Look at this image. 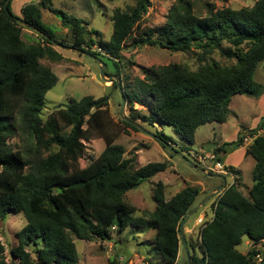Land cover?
<instances>
[{
	"label": "trees",
	"instance_id": "16d2710c",
	"mask_svg": "<svg viewBox=\"0 0 264 264\" xmlns=\"http://www.w3.org/2000/svg\"><path fill=\"white\" fill-rule=\"evenodd\" d=\"M5 1L0 0V220L12 212L22 214L25 225L15 234L16 245L9 251V260L0 243V264H78L73 238L110 241L114 232L144 228L148 223L155 231L156 251L166 264H175L181 241L179 226L196 206L199 188L185 186L166 201L163 186L158 183L153 191L154 210L134 217L136 209L125 202L126 193L166 171L169 163L135 168V157L126 158L124 148L114 144V137L105 132L106 97H83L43 120L44 97L57 78L39 61L62 59L52 45L56 41L96 58L106 57L118 77L126 46L158 47L172 53L199 50L198 61L202 65L195 71L181 64L152 67L144 70V79L137 80L135 90L129 85L121 86L131 108H143L132 110L130 121L138 119L152 128L171 127L180 140L194 145L198 128L226 122L233 96L260 95L261 86L254 81V72L264 60V0L238 10L211 9L205 17L194 14L191 2L177 0L169 8L165 25L154 32L158 35L154 39L150 31L133 36L151 7V0H135L127 11L113 12L110 39L104 43L88 38L87 24L82 19L53 8L51 0H40L20 10V19L36 29L32 32L40 39L37 44L21 39L23 27L14 20L13 0L4 8ZM42 9L57 17L69 31V44L58 40L53 29L43 23ZM93 34L100 36L96 31ZM95 44L100 54L89 51ZM214 50L233 63L221 65L212 60ZM121 123L139 132L124 121ZM263 124L264 117L256 129L246 134L239 132L234 141L213 148L214 165H222L227 155L243 146L246 137H252L245 147V156L254 160L252 185L244 197L239 191L238 171L227 168L232 170L234 182L210 199L211 214L205 216L206 225L197 226L196 238L202 253L199 257L191 247L190 264H262L263 257L256 261L260 253L255 247L264 239ZM18 130L28 136L27 153L12 150L7 143L17 136ZM92 133L100 134L105 148L87 167L79 168L84 143ZM153 138L165 149L173 145L161 131ZM243 239L252 244L245 254L236 249ZM107 264L120 263L115 259Z\"/></svg>",
	"mask_w": 264,
	"mask_h": 264
},
{
	"label": "rangeland",
	"instance_id": "374dc122",
	"mask_svg": "<svg viewBox=\"0 0 264 264\" xmlns=\"http://www.w3.org/2000/svg\"><path fill=\"white\" fill-rule=\"evenodd\" d=\"M33 1L39 2L40 0H13L11 2L12 14L21 18L19 10ZM176 1L151 0V7L133 31V36L139 37L150 31L152 38H156L158 35L154 32L165 25L169 8ZM186 1L191 2L196 16L205 17L211 9L238 10L244 7H252L256 0ZM134 3L135 0H51L53 8L82 19L87 24L85 28L89 34L88 38H92L95 43L98 41L104 43L110 39L112 32L110 18L113 12L115 10L127 11L134 6ZM41 19L44 24L53 29L58 40L66 43L65 45L69 44L70 33L61 26L57 17L47 9H42ZM93 31L99 32L100 36H95ZM21 39L27 44L40 42L36 34L26 28L21 31ZM126 45H129V42ZM222 47H227V44L224 43ZM54 50L62 57L60 61H50L46 58L39 61L41 66L50 69L57 78L55 86L44 97V107L41 112L43 120H46L58 108L78 102L83 97H106L108 100V121L105 132L114 137V144L124 148L126 158L135 157V168L148 163H169L166 171L144 181L138 188L126 193L125 202L136 209L134 217L143 216L145 213L154 210L156 203L153 199V191L158 183L163 186L166 201L185 186L199 188L200 194L196 197V205L203 201L208 194L214 192L213 190L221 185V182L216 178L204 175L196 168L203 169L208 175H222L206 169V166L214 165L213 148L222 145L224 142L234 141L239 132L246 134L248 131L256 129L260 119L264 117V60L257 65L254 72V81L261 86L260 95L233 96L226 122L201 126L196 130L194 145H189L180 140L171 127L165 125L152 128L147 124H142L137 119L133 121L140 125L145 132H135L125 127L121 123L123 120L120 117V111L123 117L130 120L132 110L143 108L139 105H134L131 108L125 98L123 105H121V98L116 85L100 78L101 66L95 59L72 50H64L58 47H54ZM89 51L100 54L97 44L93 45ZM199 53V50L196 49L185 53H172L158 47L132 48L126 46L121 53L119 69L117 70L119 82L121 86L129 85L131 90H135L137 80L144 79V70L169 64H181L189 70L195 71L202 65L198 61ZM210 58L221 65L233 63V61L222 57L217 50L213 51ZM97 59L106 65V78L111 75L117 76L115 66L111 61L101 55H98ZM68 131L69 128L64 130L66 133ZM159 131L172 140V147L169 146L165 149L153 138ZM7 143L12 150H20L23 153H27L30 148L28 136L22 130H18L17 136L9 139ZM84 144L85 153L78 161L79 168L87 167L105 148V141L98 133H92L91 139ZM249 144L250 139L248 138L242 147L245 148ZM53 150L55 149L53 148ZM223 164L221 165L223 171L228 173L223 177L227 186L231 185L235 179L232 170L227 168H233L239 173V191L244 197H247L248 190L252 185L254 160L250 156L243 155L241 150L238 151L237 149V151L227 155V162L225 161ZM206 193L208 194L204 196ZM210 201L206 202L196 214L190 217L183 227V235L188 244V253L191 254L193 252L191 247H194V252L199 257L202 251L197 243L198 227L195 223L198 218L211 214ZM24 225L25 220L22 214L10 212L5 220H0V243L5 248L4 257L6 260H9L10 249L16 245L15 234ZM186 229H189L191 233H186ZM154 236L155 231L151 223H148L144 228L129 227L123 232H114L110 241H103L98 238L80 241L73 238V242L78 253V264H107L108 260L115 259L120 264H166L156 251ZM245 241L246 239H243L242 243L236 247L238 252L246 253L249 250L250 247L247 248L244 244ZM255 248L259 250V257L264 259V243H260ZM175 264H188L181 241Z\"/></svg>",
	"mask_w": 264,
	"mask_h": 264
},
{
	"label": "water",
	"instance_id": "95a60500",
	"mask_svg": "<svg viewBox=\"0 0 264 264\" xmlns=\"http://www.w3.org/2000/svg\"><path fill=\"white\" fill-rule=\"evenodd\" d=\"M10 2V0H6L5 3H4V8H6L7 4ZM15 22L17 24H19L20 26H22L23 28H26L28 30H31V31H36V29L34 27H32L31 25H29L28 23L24 22L22 19L18 18V17H15L14 18ZM52 45L54 47H58V48H61V49H64V50H72L78 54H81V55H84V56H87L89 58H92V59H95L96 61H98V63L100 64L101 66V70H100V78L102 80H108L109 82H115L116 84V87H117V90H118V93L120 95V98H121V105H123V102H124V96H123V92H122V88H121V85L119 83V79L117 76H114V75H111L109 76L108 78L105 77V71H106V66L100 61L98 60L96 57L92 56L91 54H88L86 52H83L81 50H76V49H70L60 43H57L56 41H52ZM120 117L122 118V120L131 125L132 127L138 129L139 131L141 132H145L144 129L138 125L137 123H134L132 121H130L129 119L125 118L122 116V112L120 111ZM169 147V146H167ZM197 171L203 173L204 175L210 177V178H216L218 179L220 182H221V185L219 187H217L214 192L208 194L204 199L203 201H201L199 204H197L189 213L186 214V216L182 219L181 223H180V226H179V236H180V240H181V243L185 249V252H186V255H187V259H188V264H190V258H189V254H188V250H187V246H186V243H185V240H184V237H183V227L185 225L186 222H188L189 218L192 217L194 214H196L204 205L206 202H208L210 199L214 198L215 196L219 195L226 187V181L224 180L223 177H221L220 175H208L207 173H205V171L203 169H200V168H196ZM262 264H264V260L262 262Z\"/></svg>",
	"mask_w": 264,
	"mask_h": 264
},
{
	"label": "built area",
	"instance_id": "2783aa9c",
	"mask_svg": "<svg viewBox=\"0 0 264 264\" xmlns=\"http://www.w3.org/2000/svg\"><path fill=\"white\" fill-rule=\"evenodd\" d=\"M248 138L250 139V142L252 141V137H246L244 139L243 143L246 142ZM206 169L208 171H213V172L218 173V174H223V175L228 174L225 171H223L224 169H223V167L220 164H216V165H213L211 167L210 166H208V167L206 166ZM212 217H213V215H211V217H209L208 222H210L212 220ZM195 225L196 226H205L206 225V218L203 217V216L201 218H198L196 220ZM261 242L264 243V239ZM256 259H257L258 262L261 261V258L259 256H257Z\"/></svg>",
	"mask_w": 264,
	"mask_h": 264
},
{
	"label": "crops",
	"instance_id": "0c3cea01",
	"mask_svg": "<svg viewBox=\"0 0 264 264\" xmlns=\"http://www.w3.org/2000/svg\"><path fill=\"white\" fill-rule=\"evenodd\" d=\"M32 3H37V2H35V1H33ZM20 11V10H19ZM239 150H241V152H242V154L244 155L245 154V148L244 147H240L239 149H238V151ZM237 151V150H236ZM231 156V155H230ZM230 156H228V157H230ZM225 161L227 162V156H226V159H225ZM225 161H224V163H225ZM224 165V164H223ZM225 166V165H224ZM218 180V179H217ZM186 233H191L190 232V230L189 229H186ZM244 244L247 246V248H249V247H251V242L249 241V240H246L245 242H244ZM241 254H245V253H242L241 252Z\"/></svg>",
	"mask_w": 264,
	"mask_h": 264
},
{
	"label": "clouds",
	"instance_id": "9594fccd",
	"mask_svg": "<svg viewBox=\"0 0 264 264\" xmlns=\"http://www.w3.org/2000/svg\"><path fill=\"white\" fill-rule=\"evenodd\" d=\"M223 175V174H222Z\"/></svg>",
	"mask_w": 264,
	"mask_h": 264
}]
</instances>
